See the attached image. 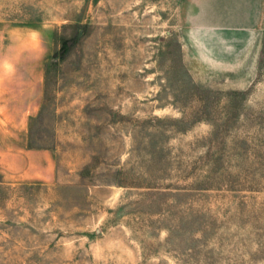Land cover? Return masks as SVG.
<instances>
[{
    "label": "rangeland",
    "instance_id": "obj_1",
    "mask_svg": "<svg viewBox=\"0 0 264 264\" xmlns=\"http://www.w3.org/2000/svg\"><path fill=\"white\" fill-rule=\"evenodd\" d=\"M0 264H264V0H0Z\"/></svg>",
    "mask_w": 264,
    "mask_h": 264
},
{
    "label": "crops",
    "instance_id": "obj_2",
    "mask_svg": "<svg viewBox=\"0 0 264 264\" xmlns=\"http://www.w3.org/2000/svg\"><path fill=\"white\" fill-rule=\"evenodd\" d=\"M26 155H37V152L27 151ZM40 155V154H39ZM50 165V164H49Z\"/></svg>",
    "mask_w": 264,
    "mask_h": 264
}]
</instances>
